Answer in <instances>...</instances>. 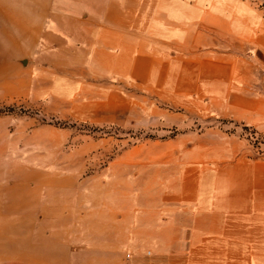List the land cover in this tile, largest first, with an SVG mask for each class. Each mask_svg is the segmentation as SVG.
<instances>
[{
	"label": "rangeland",
	"instance_id": "obj_1",
	"mask_svg": "<svg viewBox=\"0 0 264 264\" xmlns=\"http://www.w3.org/2000/svg\"><path fill=\"white\" fill-rule=\"evenodd\" d=\"M195 3L0 0V264L26 242L74 250L63 264H264V30L244 13L205 43ZM57 4L126 36L58 45L81 31L47 27Z\"/></svg>",
	"mask_w": 264,
	"mask_h": 264
},
{
	"label": "crops",
	"instance_id": "obj_2",
	"mask_svg": "<svg viewBox=\"0 0 264 264\" xmlns=\"http://www.w3.org/2000/svg\"><path fill=\"white\" fill-rule=\"evenodd\" d=\"M58 4L56 5V7ZM193 13H200L202 16L207 15L214 17L216 21L205 22L202 21L201 25V41L208 43V35L211 30L216 37L221 38L224 36L222 23L226 19H231L233 29L237 28V23H240L241 17L244 16V13L250 14L252 16L251 28L249 30H254L258 32L261 29L264 30V21L258 19V13L246 3L239 0H196V3L192 6H189ZM44 19V23L48 28L53 30H63V31H72L79 30L80 35L75 36L69 32L67 35L58 36L59 43L58 45H66L71 40L77 41L79 39L80 43H88L87 51L91 54L99 55L104 54L105 56L111 55L109 48L112 46L113 40L125 38V34L122 32L123 28H126L125 23L122 22H113L110 18L106 17L103 9L101 10H72L69 11L66 8H61L60 5L53 10L51 13H46L45 11L41 12ZM40 13V14H41ZM204 18V16H203ZM191 24V23H189ZM139 28V25L136 27ZM141 29V27H140ZM138 37L141 39L143 45V33H137ZM184 32L176 31L171 33L169 42H182L184 40ZM78 37V39H75ZM66 39V40H64ZM54 37L43 34L41 37V43L49 44L53 42ZM66 43V44H65ZM223 43V41H222ZM178 91H181L177 89ZM251 175L255 174L257 181H254L255 184H258L260 190V195L264 197V164L258 165L252 168L250 171ZM257 190V189H256ZM23 205H30L33 203V200L23 201ZM95 223L90 224L89 236L93 237L96 234ZM104 235L109 236L108 232L105 231ZM44 244L50 242V240L43 241ZM68 239L64 238L60 243L65 246L68 244ZM11 254L12 252H8ZM74 250L68 247H62V249L54 248L50 244L35 246L33 247L32 243L26 242V247L18 252H13L15 259L23 261L25 264H63L65 260L69 259L71 256H74ZM7 252L3 249H0V259H4Z\"/></svg>",
	"mask_w": 264,
	"mask_h": 264
}]
</instances>
